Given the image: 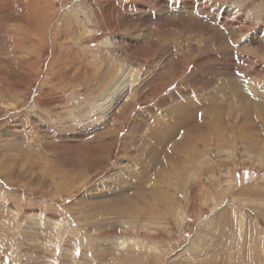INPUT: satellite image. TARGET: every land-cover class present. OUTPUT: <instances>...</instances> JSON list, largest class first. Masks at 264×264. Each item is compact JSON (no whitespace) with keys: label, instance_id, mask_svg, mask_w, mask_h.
I'll return each instance as SVG.
<instances>
[{"label":"rangeland","instance_id":"374dc122","mask_svg":"<svg viewBox=\"0 0 264 264\" xmlns=\"http://www.w3.org/2000/svg\"><path fill=\"white\" fill-rule=\"evenodd\" d=\"M0 264H264V0H0Z\"/></svg>","mask_w":264,"mask_h":264},{"label":"bare ground","instance_id":"6f19581e","mask_svg":"<svg viewBox=\"0 0 264 264\" xmlns=\"http://www.w3.org/2000/svg\"><path fill=\"white\" fill-rule=\"evenodd\" d=\"M156 3H157V2H156ZM87 11H88V10H87ZM87 13H88V12H87ZM90 16H91V15H90ZM89 19H90V18H89ZM19 24H20V23H19ZM22 30H23V28H22ZM24 30H25V29H24ZM29 37H30V36H29ZM107 38H108V37H106L104 40H105L106 45H107L108 47H110V46H111L110 44L112 43V41H111L110 39H107ZM27 39H28V38H27ZM108 42H109L110 44H108ZM17 45H18V44H17ZM122 72H123V71H122ZM112 76H113V75H112ZM110 78H111V75H110ZM133 82H134V81H133ZM129 84H130V82H129V80H128V76L125 75V73H121V75L119 76V78H118V77L116 78V80H115V82H114V86H113V89H115V90L117 91V92H116V95L118 94L119 91L121 92V91L125 90V88H127ZM231 89H233V88H231ZM110 92H111V91H110ZM233 92H237V94H240V95H241V93H240L239 91H237L236 89H234ZM110 95H111V96L108 98V101H109L110 103L113 104L114 99H115V95H114V96H113L112 94H110ZM101 96H102V95H101ZM232 96H233V95H232ZM241 96H242V95H241ZM238 97H239V96H238ZM130 99H131V98H130ZM244 99H245V98H244ZM237 100H238V99H237ZM237 100H236V101H237ZM245 100H246V99H245ZM254 101H255V100H254ZM254 101H252V102H254ZM256 101H257V100H256ZM256 101H255V102H256ZM182 102H183V101H182ZM175 104H176V103H175ZM175 106H177V105H175ZM178 108H179V107H178ZM210 108H211V107H210ZM255 108H256V107H255ZM169 109H170V108H169ZM242 109H244V108H242ZM253 109H254V108H253ZM253 109H252V110H253ZM187 110H188V109H187ZM245 110H246V109H245ZM256 110L258 111V109H256ZM185 111H186V110H185ZM231 111H232V110H231ZM243 111H244V110H243ZM243 111H242V112H243ZM246 111H247V110H246ZM257 111H256V112H257ZM253 112H254V111H253ZM258 112H259V111H258ZM260 112H261V111H260ZM105 113H106V112H105ZM179 113H180V112H179ZM179 113H178V114H179ZM106 114H107V113H106ZM231 114H232V113H231ZM238 114H239V113H238ZM169 115H170V114H169ZM205 115H206V113H205ZM227 115H228V114H227ZM234 115H235V114H234ZM244 115H245V114H244ZM257 115H258V113H257ZM184 116H185V115H184ZM207 116H208V115H207ZM232 116H233V115H232ZM232 116H231V117H232ZM253 116H254V115H253ZM177 117H178V116H177ZM179 117H181V116H179ZM227 117H228V116H227ZM229 118H230V117H229ZM243 120H244V118H243ZM245 120H246V119H245ZM262 121H263V119H262ZM165 123H166V122H165ZM173 123H174V122H173ZM242 123H243V122H242ZM162 125H163V124H162ZM162 125H161V126H162ZM172 125H173V124H172ZM241 125H242V127H243L244 124H241ZM157 126H160V125H157ZM161 126H160V127H161ZM244 126H245V125H244ZM174 127H175V125H174ZM243 128H244V127H243ZM151 129H152V128H151ZM169 129H170V128H169ZM246 129H247V127H246ZM239 130H240V126H239ZM243 130H244V129H243ZM243 130H242V131H243ZM248 130H249V129H248ZM157 131H158V129H157ZM190 131H191V130H190ZM240 131H241V130H240ZM249 131L251 132V130H249ZM230 132H231V131H230ZM240 133H241V132H240ZM243 133H244V131H243ZM257 133H258V132H257ZM257 133H256V135H258ZM169 134H170V133H169ZM188 134H189V133H188ZM152 135H153V134H152ZM158 135H159V134H158ZM244 135H245V133H244ZM182 136H183V135H182ZM189 136H190V135H189ZM246 136H247V134H246ZM246 136H245V137H246ZM251 136H254V135L252 134ZM150 137H151V136H150ZM152 137H153V136H152ZM174 137H175V136H174ZM243 137H244V136H243ZM243 137H242V138H243ZM158 138H159V137H158ZM169 138H172V137L169 136ZM179 138H180V137H179ZM222 138H223V137H222ZM246 138H247V137H246ZM254 138H255V137H254ZM155 139H157V138H155ZM226 139H227V138H226ZM185 140H186V139H185ZM222 140H223V139H222ZM240 140H241V138H240ZM251 140H252V138H251ZM152 141H154V140H152ZM168 141H169V140H168ZM176 141H177V140H176ZM225 141H226V140H225ZM242 141H243V140H242ZM242 141H241V142H242ZM260 141H261V140H260ZM181 142H182V141H181ZM195 142H196V141H195ZM250 142H252V141H250ZM250 142H249V144H251ZM155 143H156V141H155ZM177 143H178V142H177ZM186 143H187V142H186ZM247 143H248V141H247ZM152 144H153V143H152ZM182 144H183V143H182ZM187 144H188V143H187ZM153 145H154V144H153ZM156 145H158V144H156ZM156 145H155V146H156ZM155 146H154V147H155ZM175 146H176V145H175ZM256 146H257V145H256ZM105 147H106V146H105ZM157 147H158V146H157ZM247 147H248V146H247ZM152 148H153V147H152ZM152 148H151V149H152ZM160 148H161V147H160ZM172 148H173V147H172ZM183 148H184V146H183ZM244 148H245V147H244ZM149 149H150V147H149ZM173 149H174V148H173ZM180 150H181V149H180ZM193 150H194V149H193ZM248 150H249V149H248ZM248 150H247V151H248ZM150 151H153V150H150ZM173 151H174V150H173ZM183 151H184V150H183ZM198 151H199V150H198ZM204 151H205V149H204ZM153 152H154V151H153ZM157 152H158V150H157ZM171 152H172V151H171ZM181 152H182V151H181ZM185 152H186V151H185ZM155 153H156V152H155ZM155 153H154V155H155ZM176 153H177V152H176ZM183 153H184V152H183ZM161 154H162V153H161ZM180 154H181V153H180ZM204 154H205V152H204ZM261 154H262V153H261ZM261 154H260V155H261ZM150 155H151V154H149V156H150ZM154 155H153V153H152V156H151V157H152L153 159H152V158L149 159V160H148L149 162H150V161H154V159H155V158H154V157H155ZM156 155H157V154H156ZM176 155H177V154H176ZM176 155H175V156H176ZM205 155H206V154H205ZM258 155H259V154H258ZM258 155H257V156H258ZM259 157H260V156H259ZM160 159H161V158H160ZM187 159H188V158H187ZM191 160H192V159H191ZM191 160H190V161H191ZM161 161H162V160H161ZM172 161H174V160H172ZM176 161H177V159H176ZM262 161H263V160H262ZM193 162H194V161H193ZM163 164H164V163H163ZM145 165H146V164H145ZM198 165H199V164H198ZM175 166H176V165H175ZM195 166H196V165H195ZM198 167H199V166H198ZM126 168H127V167H124V169H126ZM173 168H174V167H173ZM171 169H172V168H171ZM177 170H179V169H177ZM177 170H176V171H177ZM196 170H197V169H196ZM164 171H165L164 169H163V170L160 169L159 172L157 173L158 178H161L162 181H164V177H166V174H165ZM174 171H175V169H174ZM176 171H175V172H176ZM191 171H192V170H191ZM140 172H141V171H140ZM181 172H182V170H181ZM176 173H178V171H177ZM157 175H156V176H157ZM172 177H173V176H172ZM175 177H176V176H175ZM179 178H180V177H179ZM161 180H160V181H161ZM171 180H172V179H171ZM158 189H159V188H158ZM161 192H163V191H161ZM163 195H165V194L163 193ZM163 197H164V196H163ZM163 197H161V198H163Z\"/></svg>","mask_w":264,"mask_h":264}]
</instances>
